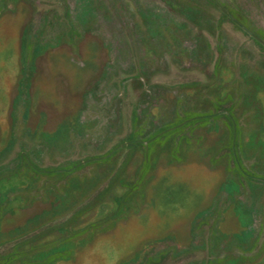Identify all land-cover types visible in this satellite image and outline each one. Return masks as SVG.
Masks as SVG:
<instances>
[{
  "label": "rangeland",
  "instance_id": "1",
  "mask_svg": "<svg viewBox=\"0 0 264 264\" xmlns=\"http://www.w3.org/2000/svg\"><path fill=\"white\" fill-rule=\"evenodd\" d=\"M0 170L17 264H264V0H0Z\"/></svg>",
  "mask_w": 264,
  "mask_h": 264
},
{
  "label": "trees",
  "instance_id": "2",
  "mask_svg": "<svg viewBox=\"0 0 264 264\" xmlns=\"http://www.w3.org/2000/svg\"><path fill=\"white\" fill-rule=\"evenodd\" d=\"M230 124L232 128L236 127L237 125L235 123V120L234 123H230ZM20 162H22L21 166H24L26 164L29 165L30 169L32 170H34V168L39 169V167L36 164H33L29 161L26 155H21ZM2 173H3L2 170H0V175ZM51 196L52 195L50 194L49 195L50 198L48 200V208L44 211L43 210L40 211L39 214H36L35 216L32 217V220L38 219L37 221H35L37 222L36 224L41 222V219L45 214H49L51 211H55V209H57V206L59 205V200ZM90 209H92L91 205L88 206L87 208L78 210L68 220L57 225L54 224L48 226L49 225L48 224L46 227H42L43 225L39 224L36 229L42 227L40 231H37V233H35V235H33L32 237L27 238L26 242L24 241L22 244V247L27 248L26 249L27 251L31 250L32 252H35L34 254L32 253V255H30L31 261L28 264H54V262H56V259L59 256L68 252L69 246L74 240L72 235H68L69 229L73 230L72 227L74 228L75 221H78L79 218H81L86 213H88ZM78 225L79 224H77V226ZM46 248L47 251L45 253L44 250ZM17 257L18 258H15L14 253L8 255H2L0 256V264H17L18 262L17 260H19L20 256ZM22 264H27V263L22 262Z\"/></svg>",
  "mask_w": 264,
  "mask_h": 264
}]
</instances>
